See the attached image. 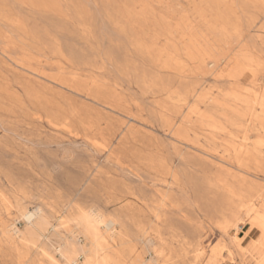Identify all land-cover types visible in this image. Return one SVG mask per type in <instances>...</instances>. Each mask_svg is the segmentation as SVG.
I'll list each match as a JSON object with an SVG mask.
<instances>
[{
  "label": "rangeland",
  "instance_id": "rangeland-1",
  "mask_svg": "<svg viewBox=\"0 0 264 264\" xmlns=\"http://www.w3.org/2000/svg\"><path fill=\"white\" fill-rule=\"evenodd\" d=\"M262 97L264 0H0V264H257Z\"/></svg>",
  "mask_w": 264,
  "mask_h": 264
},
{
  "label": "bare ground",
  "instance_id": "bare-ground-1",
  "mask_svg": "<svg viewBox=\"0 0 264 264\" xmlns=\"http://www.w3.org/2000/svg\"><path fill=\"white\" fill-rule=\"evenodd\" d=\"M242 28V27H241ZM215 63V62H214ZM211 76V75H210ZM259 98L260 97H257L256 96V99H258L259 100ZM258 100H256V101H258ZM258 103V105L263 109V111H264V97H262L261 98V100L259 101V102H257ZM172 128V127H171ZM234 189V188H233ZM250 190V189H249ZM252 190V189H251ZM250 190V191H251ZM242 191V190H241ZM245 192V191H244ZM234 193V192H233ZM239 195V194H238ZM238 195H237V197H238ZM240 197H241V195H240ZM239 198V197H238ZM263 208V207H262ZM255 206L254 205H250L249 207H248V213L249 212H254L255 211ZM258 209V208H257ZM250 215V214H249ZM258 216V219L260 220V222H261V224L260 223H258V224H260V230H261V233L262 234H264V215H261V214H258L257 215ZM37 217V213L36 212H33V213H25L24 215H23V219L25 218V220H26V222L27 223H30L31 221H33L35 218ZM84 217V219H85V223H86V225L88 226V228L90 229V230H92V231H96L98 228H100V229H102V230H104V232L106 233V235H108L109 237H112V235L115 233V226H116V223H115V221L113 220V219H108V220H103V219H101V217H99L98 215H96V214H94V213H89V214H87V215H84L83 216ZM9 230V229H8ZM20 233V232H19ZM69 235H71V238H74L75 240H77V235H76V233L75 232H69ZM20 236V235H19ZM149 240V239H148ZM148 242V241H147ZM146 242V243H147ZM148 244V243H147ZM150 244H151V242H150ZM151 246H154V244L152 245L151 244ZM68 246L67 245H65V244H62L61 246H60V248H59V252H60V254H61V257L64 259V260H66V256H67V250H68V248H67ZM150 247V246H149ZM216 250V249H215ZM214 250V251H215ZM214 254H215V252H213ZM215 257V256H214ZM258 262H257V264H264V253L263 254H259L258 255ZM151 260V259H150ZM152 260H153V258H152ZM151 260V261H152ZM213 260H214V258H213ZM103 261V260H102ZM154 261V260H153ZM152 261V262H153ZM212 261V260H211ZM104 262V261H103ZM103 262H100L99 264H104ZM209 263H211V262H209ZM85 264H90L89 263V261L86 259L85 260ZM130 264H140V262H138V260H134V261H132Z\"/></svg>",
  "mask_w": 264,
  "mask_h": 264
}]
</instances>
